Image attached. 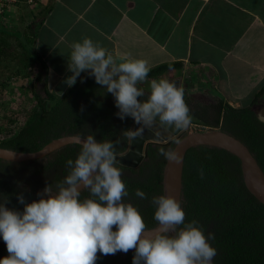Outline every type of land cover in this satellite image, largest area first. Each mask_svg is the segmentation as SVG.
<instances>
[{
	"label": "trees",
	"instance_id": "1",
	"mask_svg": "<svg viewBox=\"0 0 264 264\" xmlns=\"http://www.w3.org/2000/svg\"><path fill=\"white\" fill-rule=\"evenodd\" d=\"M51 9L52 5H49L45 11ZM37 23L41 24L42 19ZM34 24L31 21L27 25L25 34H16L0 25V62L8 54L15 55L18 61L12 74L22 73L29 77L36 73L34 82H40L43 86L42 92L34 89L37 109L28 115L22 126L16 125V121L11 123L9 129L4 131L6 135L0 139V146L32 152L64 135L94 134L97 141L119 137L122 142L117 145V152H125L128 142L121 136V131L131 129L134 121L130 117L122 121L115 115L119 110L114 97L98 85L94 77L88 74L81 76L61 97L49 91L44 79L48 72L46 62L36 50L27 51L24 48L28 38L34 44L37 42L36 31L32 28ZM7 35L18 39L17 44L21 49L17 53L13 50V43L7 40ZM181 64L165 63L150 68L147 79L159 80L170 68H182ZM5 84L0 83V90ZM144 92L145 96L138 99H147L149 92ZM262 96L264 86L251 104L241 107L233 106L221 96L200 100L184 93V100L190 109L191 123L202 129L219 128L241 139L264 171V124L258 121L255 109L256 102ZM51 100L54 102L49 105L48 101ZM16 127H20L17 132ZM162 147L172 148L173 144L150 145L147 157L137 167L117 165L121 168L122 180L129 192L126 202L137 207L146 228L157 225L152 197L164 195L166 160L159 154ZM79 151L80 144L69 143L34 160L17 162L0 158V194L8 197L7 207L23 210V205L17 201L18 193H23L27 202L39 199L37 193L46 184L55 186L67 175L66 161L75 160ZM136 189L142 190L147 199L136 197ZM182 192L181 207L185 212V222L197 220L205 235L208 232L215 234L211 244L218 254L213 264H264V204L247 187L238 156L219 147H191L184 159ZM87 195V191H84L81 198ZM7 255L6 244L0 237V258ZM97 255L99 259L96 264H132L134 252Z\"/></svg>",
	"mask_w": 264,
	"mask_h": 264
},
{
	"label": "clouds",
	"instance_id": "2",
	"mask_svg": "<svg viewBox=\"0 0 264 264\" xmlns=\"http://www.w3.org/2000/svg\"><path fill=\"white\" fill-rule=\"evenodd\" d=\"M63 83L74 86L82 72L114 97L122 121L130 117L139 125L124 129L121 136L132 145L142 140L145 129H187L190 109L184 100V88L167 79H152L147 99L138 84L147 80L150 68L142 59H120L117 63L99 42L83 38L73 42ZM83 111V106L81 107ZM264 124V109L257 113ZM159 135V132H156ZM80 151L75 160L66 161L67 175L61 181L46 184L39 199L27 202L23 193L17 201L19 211L7 207L9 199L0 194V237L8 255L0 264H96L98 253L107 256L117 252H134L132 264H213L217 249L212 246L215 234L205 235L199 221L185 222L180 202L171 195L153 196L154 220L158 227L145 235L142 215L132 203L122 180L117 145L122 141H97L94 134L78 138ZM179 143V141H177ZM168 162L180 163L175 149L160 148ZM201 176L203 172L201 170ZM88 195L81 198L82 192ZM135 196L147 199L136 189ZM115 227V230L113 228Z\"/></svg>",
	"mask_w": 264,
	"mask_h": 264
},
{
	"label": "crops",
	"instance_id": "3",
	"mask_svg": "<svg viewBox=\"0 0 264 264\" xmlns=\"http://www.w3.org/2000/svg\"><path fill=\"white\" fill-rule=\"evenodd\" d=\"M40 1L37 52L57 97L69 89L63 81L71 75V45L85 37L117 63L121 57L145 60L149 68L180 62L182 68H170L162 78L180 77L182 86L206 81L208 93L238 102L236 107L251 104L264 86V0Z\"/></svg>",
	"mask_w": 264,
	"mask_h": 264
},
{
	"label": "water",
	"instance_id": "4",
	"mask_svg": "<svg viewBox=\"0 0 264 264\" xmlns=\"http://www.w3.org/2000/svg\"><path fill=\"white\" fill-rule=\"evenodd\" d=\"M167 80L182 85L180 77L168 78ZM137 127L139 125L134 122L131 129L134 130ZM157 131L159 135H156ZM81 137L84 136L77 134L64 135L53 139L43 148L32 152L0 146V158L17 162L43 158L66 144L78 143V138ZM152 144H173L172 149H175L181 157L180 163L166 161L163 172L164 194L175 197L180 204L183 198V167L186 152L191 147L200 145L223 148L238 156L241 160L243 177L247 187L264 204V171L248 146L236 136L219 128L189 132L188 128L165 130L153 126V130L145 129L142 140H136L132 145L128 144L127 150L123 152L125 155L117 159L124 166L137 167L147 157L148 148ZM157 227L158 225L146 228L145 235H152Z\"/></svg>",
	"mask_w": 264,
	"mask_h": 264
},
{
	"label": "rangeland",
	"instance_id": "5",
	"mask_svg": "<svg viewBox=\"0 0 264 264\" xmlns=\"http://www.w3.org/2000/svg\"><path fill=\"white\" fill-rule=\"evenodd\" d=\"M34 2V4H29L27 0H20L19 3L10 5L5 11H0L1 27L17 32L16 34L20 32L25 34L28 31L27 25L32 21V23H35L32 25L33 30H36V28L39 29V23L37 22L42 18L43 10H40L42 7V5H39L41 2L40 0H35ZM7 40L13 43V50L15 53L21 49L17 44L18 39L16 37L7 35ZM37 46L38 45L32 43V40L30 41L29 38L28 41L24 43V48L27 51H31L30 49L38 51ZM35 56L36 55H34V57ZM17 61L18 59L15 55L8 54L4 56V59L0 62V83L6 82L5 86H1L0 90V139L6 135L4 131L9 129L8 126L11 123L16 121V125L22 126L28 115L37 109L34 89L37 88L39 91L42 90V84L40 82H34L35 73L29 77H25L22 73L12 74L15 71ZM150 81L151 80H146L138 84L137 87L150 92ZM183 88L184 93L188 94L190 97H192L195 92H198L194 96L200 100H207L218 94L217 92L208 93L211 91L206 89L209 88L206 81L201 83L197 80L191 81L190 83L185 81L183 83ZM262 98L255 104L257 113L264 109V99ZM53 102L52 100L48 101L49 105L53 104ZM233 104L239 106L238 102H233ZM19 128L20 127H16V129ZM200 128L201 127H198L197 129L200 131ZM207 129L201 128V130ZM188 131H196V128L192 126L188 127Z\"/></svg>",
	"mask_w": 264,
	"mask_h": 264
},
{
	"label": "built area",
	"instance_id": "6",
	"mask_svg": "<svg viewBox=\"0 0 264 264\" xmlns=\"http://www.w3.org/2000/svg\"><path fill=\"white\" fill-rule=\"evenodd\" d=\"M35 0H27V3H29V4H34L35 2H34ZM20 2V0H0V11L2 12V11H5L6 9H8V7L10 6V5H13V4H16V3H19ZM1 107V106H0ZM195 127L196 128V131L197 130H199V129H197L198 127H200L199 125H197V124H193V123H191L190 124V126L189 127ZM207 129V128H206ZM201 130V129H200ZM18 131V129H16V132Z\"/></svg>",
	"mask_w": 264,
	"mask_h": 264
},
{
	"label": "flooded vegetation",
	"instance_id": "7",
	"mask_svg": "<svg viewBox=\"0 0 264 264\" xmlns=\"http://www.w3.org/2000/svg\"><path fill=\"white\" fill-rule=\"evenodd\" d=\"M166 78V77H165ZM167 79H168V77H167ZM152 145H154V144H152ZM127 150V149H126Z\"/></svg>",
	"mask_w": 264,
	"mask_h": 264
}]
</instances>
